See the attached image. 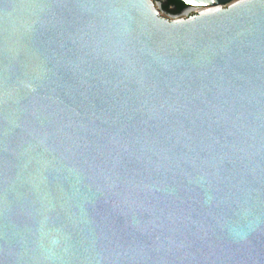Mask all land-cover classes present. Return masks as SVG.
Returning <instances> with one entry per match:
<instances>
[{
  "label": "water",
  "instance_id": "water-1",
  "mask_svg": "<svg viewBox=\"0 0 264 264\" xmlns=\"http://www.w3.org/2000/svg\"><path fill=\"white\" fill-rule=\"evenodd\" d=\"M181 1L0 0V264H264V0Z\"/></svg>",
  "mask_w": 264,
  "mask_h": 264
},
{
  "label": "flooded vegetation",
  "instance_id": "flooded-vegetation-1",
  "mask_svg": "<svg viewBox=\"0 0 264 264\" xmlns=\"http://www.w3.org/2000/svg\"><path fill=\"white\" fill-rule=\"evenodd\" d=\"M155 1L157 2V1H161V0H155ZM160 5H161L160 6L161 8L166 9L169 13H171L172 16H173V14H182L183 10L186 7H188V5L185 4L181 9H179V7H178L179 2L177 0H166V3L161 2ZM194 11L196 12V10H194Z\"/></svg>",
  "mask_w": 264,
  "mask_h": 264
},
{
  "label": "rangeland",
  "instance_id": "rangeland-1",
  "mask_svg": "<svg viewBox=\"0 0 264 264\" xmlns=\"http://www.w3.org/2000/svg\"><path fill=\"white\" fill-rule=\"evenodd\" d=\"M158 7H159L161 13H162L164 16H167V17H171V16H172L171 13H169L166 9L161 8L160 6H158Z\"/></svg>",
  "mask_w": 264,
  "mask_h": 264
},
{
  "label": "built area",
  "instance_id": "built-area-1",
  "mask_svg": "<svg viewBox=\"0 0 264 264\" xmlns=\"http://www.w3.org/2000/svg\"><path fill=\"white\" fill-rule=\"evenodd\" d=\"M157 2H159V1H157ZM157 6H161L160 3H158ZM158 8H159V7H158ZM193 12H195V11H193V10H190L189 12H186V11H185V12L182 13V15H185V14H186V15H187V14H192ZM178 15H180V14H173L172 17H174V16H178Z\"/></svg>",
  "mask_w": 264,
  "mask_h": 264
},
{
  "label": "trees",
  "instance_id": "trees-1",
  "mask_svg": "<svg viewBox=\"0 0 264 264\" xmlns=\"http://www.w3.org/2000/svg\"><path fill=\"white\" fill-rule=\"evenodd\" d=\"M177 1L179 2V5H178L179 9H181L185 5V3L181 0H177Z\"/></svg>",
  "mask_w": 264,
  "mask_h": 264
},
{
  "label": "bare ground",
  "instance_id": "bare-ground-1",
  "mask_svg": "<svg viewBox=\"0 0 264 264\" xmlns=\"http://www.w3.org/2000/svg\"><path fill=\"white\" fill-rule=\"evenodd\" d=\"M158 3H160V1H159ZM201 7H202V6H196V7H194L193 11L196 10V9L199 10V9H201ZM190 10H191V9H188V10H186V12H189Z\"/></svg>",
  "mask_w": 264,
  "mask_h": 264
}]
</instances>
